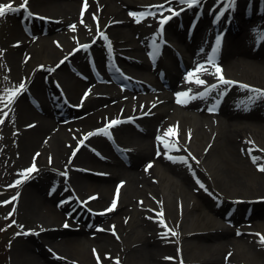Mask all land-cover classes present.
Returning <instances> with one entry per match:
<instances>
[{
  "label": "bare ground",
  "instance_id": "obj_1",
  "mask_svg": "<svg viewBox=\"0 0 264 264\" xmlns=\"http://www.w3.org/2000/svg\"><path fill=\"white\" fill-rule=\"evenodd\" d=\"M6 1L4 4L12 3L13 6L22 3V0ZM78 1L29 0V7H37L38 11L60 18V23L56 26L51 24L48 34L40 36L36 41L23 32L19 22L16 23V13L15 16L7 14L4 19L0 18V40L5 47L10 46L9 51L5 53V59L11 66V74L14 77L8 80L3 76L0 80L3 85L0 91L4 92L9 88L10 92L17 90V79L25 75L27 78L31 76L27 91H43L46 85L41 80L44 78L43 71L46 73V70L38 69L39 65L52 67L63 55L64 58L68 56L75 67L87 73L86 52L81 49L76 53L73 51L75 40L72 42L71 36L76 34L77 39L80 40L77 44H80L83 41H92L100 30L109 34L111 50L117 52L115 56L118 61L132 74L151 77L154 89L148 95L136 93L138 95L132 98L133 94L130 95L115 85L98 83L91 89L93 93L90 103L84 107L87 112L94 110V113H89L81 120L66 126L53 124L54 119L51 117L53 109L47 101L42 104L46 112L42 114L27 113L21 101V106L17 108L19 124H22L25 118L30 119L28 122L38 118L39 122L32 127L26 126V129H21L16 135L6 127L2 129L0 142H6L8 147L5 148L2 144L0 153L7 149L15 151V148L21 151L18 152V158L9 161L5 169L0 165V172L3 174L1 177L18 171L24 173L35 163L37 171L28 174L27 178L18 175L14 182L16 184L17 181H21L24 186L17 200L19 211L35 224L33 229L38 230L39 235L31 233L28 240L24 237L18 239L22 243L17 249L15 248V258L17 257L15 264H93L89 245L97 250H106V252L110 250L109 258H112V261L118 259L119 264H181V262L182 264H243L242 262L250 264L248 261H252V264H264V245H261L260 237L257 235V232H264V223L256 222L255 225L249 226L240 210L243 204L252 205L251 199L264 196V172L258 170V166L264 163V151L252 152L253 156L262 158L256 164L248 154L253 147L264 149V99H256L252 102L250 97L256 94L247 89H240L239 86L238 88L230 86L226 99L213 91L210 95L212 100L219 102L220 99L223 108L218 110L217 117L209 118V112L205 110L201 100L178 106L173 103L177 100L176 97L160 91L162 87L158 77L153 75L158 73L160 68H167L170 84L176 82L178 78L181 79V74L174 71L178 63L177 58L173 54L174 56L167 55L169 62H165L164 59L150 62L148 53L153 57V49L149 39L158 33L155 29L157 22L141 19V22L137 23V17L130 15L126 10L130 6L131 9L138 10L143 4L148 5L145 9L151 7V10L157 9L152 6L161 4L175 11L186 6L177 3V0H171L170 3L166 0H88V9L84 17L88 19V23L82 25L79 17L82 0L80 3ZM203 2L205 3L203 17L206 21H209V15L219 13L223 7L219 0H203ZM258 3L259 0H236L235 10L226 12L225 16L227 18L231 16L232 20L237 21L235 25L239 33L235 29V32L227 37L233 38L235 33L239 35L244 30L256 29L258 21L264 18L258 13ZM192 11L193 9L187 8L179 14L183 15V20H186ZM163 13L165 14L160 16H167L171 12ZM178 21V19L174 20V22ZM72 22L78 23L75 31L70 28ZM85 25L91 26L86 30ZM36 29L42 32L39 27ZM8 32L10 36L7 37ZM50 35L53 39L59 38L61 43L57 45L53 42L49 43ZM93 44L97 60L103 63L108 45L105 46L100 37ZM197 46V43L190 46L193 56L198 59L208 58V53L201 52L196 55L195 52L198 50H194V47ZM236 46L238 48L235 47L234 52L222 55L224 57L221 62L226 69L225 72L222 70L223 76L233 79L237 85L244 84L264 90V50H254V46L250 45V48L245 49L243 42H239ZM250 56H254V60L246 61L245 57ZM100 66L102 67V64ZM152 66H158V69L153 71ZM187 66L185 67L188 68ZM52 73L62 79L64 87L72 97L82 87L92 85L91 79L84 80L77 76L65 61ZM212 76L209 72L205 79ZM216 79L217 75L212 81ZM224 86H222L223 90L229 89L228 85ZM97 92L106 94L98 97ZM23 96L24 94L21 95ZM148 110L152 112L151 117L137 119L146 124L148 140L130 155L129 165L112 152L109 141L103 135L88 136L87 140L83 138L93 126L101 122L106 127L115 118L127 119ZM158 124L162 126L158 128ZM73 127H77L78 130L75 131ZM67 128H70V132H76L75 136L66 131ZM113 128L109 129V132L116 131V136L129 145L130 141L124 137L123 129L126 127ZM169 128L178 130L179 151L173 149L169 152L163 147L165 141L177 139L171 135L164 136ZM15 139L17 143L14 142ZM81 141L84 146H81ZM13 142L15 144H12ZM155 143L160 147L157 148L158 154L154 155ZM33 147L36 148L31 153ZM98 150L101 156L105 155L106 160L100 159L98 154H95ZM168 156L186 157L188 162L173 166L169 164L171 160L167 158ZM49 159L52 161L51 164ZM25 162L27 164L23 166ZM149 164L152 165L151 168H148ZM73 166H85L89 168L88 172L96 176L72 171L70 186L61 197L70 199L64 204L68 210L74 208L79 200H85L90 207L106 212L111 205L110 185L115 177L121 179L119 181L121 183H114L113 186L116 191L119 186L120 191L118 199L117 193L114 195L117 199V207L109 212L104 220V225L109 224V229L100 226L98 229L103 231H99L93 226L79 227L74 231L39 230L46 226L60 225L59 222L64 220L74 224L72 219H68L64 216V212L56 207L58 197L52 198L48 195V190L55 188V184L51 183L59 181L60 171ZM197 180L204 185L203 189L198 187L200 185ZM85 192L89 193L85 194ZM94 194H98V197L90 199ZM236 198H241V202L232 218L225 213L224 208L232 204L234 202L232 199ZM263 207L264 202L255 205L254 217L263 214ZM161 209L168 228L177 232L176 238L180 243L177 248L176 244L171 243L170 233L166 238L162 235L166 229L160 225L157 216ZM226 219H230L233 224L228 225ZM58 235H62V238L57 239ZM44 244L49 246L50 252L44 249ZM153 245H156L157 250ZM200 245L204 251L206 250L205 252L196 250ZM221 248L226 250L224 255L221 254ZM230 251L232 253L227 260L225 254ZM55 253L59 259L54 258ZM206 254L209 255L205 256ZM128 256H131L130 261ZM166 257L172 259H165ZM104 260L107 264V260ZM0 264L7 262L5 259H0Z\"/></svg>",
  "mask_w": 264,
  "mask_h": 264
},
{
  "label": "snow or ice",
  "instance_id": "obj_2",
  "mask_svg": "<svg viewBox=\"0 0 264 264\" xmlns=\"http://www.w3.org/2000/svg\"><path fill=\"white\" fill-rule=\"evenodd\" d=\"M28 2H29V0H22V3L20 4L19 7L13 6L12 3L0 5V18H4L7 14H15V13L24 11L27 14L25 18L26 19H31L34 14L31 13L30 11H28V8H27ZM166 2L170 3L171 0H166ZM202 2H203V0H177V3L182 4V5H186L187 8L199 7V5L202 4ZM219 3L223 4V7L219 11V13L216 14V16H215L216 21H219L222 17H224L226 12H229L230 10L234 11L235 7H236V0H219ZM87 7H88L87 0H85L84 8L86 9ZM152 7L157 8L159 10V12H160V15H163L164 11L171 12V14H172L171 16L164 17L161 20V22H160L159 35H160V37L162 39L163 25L165 23H167V21L169 19H171L172 16L179 15V12L173 10L171 7H165L164 5H157V6H152ZM83 15H84V13L82 11L81 12V23L84 22L83 21ZM130 15H133L134 17H137L136 22L140 23L141 19L144 18L146 15H156V13L152 12V11H148L147 13H139V14L130 13ZM41 19H44V18L41 17ZM93 19H96V17H93ZM70 28L73 31H75L76 26L72 25V26H70ZM101 36L103 37L104 40H108V37L104 36L103 33H101ZM220 46H221V37L217 36V38L215 40V47L212 48V52L207 58V64L206 65H199V66H197V68L193 72H189L188 73L189 82H195L197 85L204 86L206 84V82L203 79H200L197 76L196 79L193 81L191 78L196 76V74L201 73L202 71L203 72H208L209 71V66H211V67L215 68V74H217V79H218L219 83L216 84V85H211L209 87H206L205 91L200 93L198 96H191L189 94V92L179 93V94H177V97H178L177 98V103L186 104L191 99H196V98L203 99L206 96H208L212 91H214L217 88H219L221 85L231 86V85H234L236 83L234 81L226 79L223 76V74H222V69L220 67L216 66V57H217V54L219 52ZM82 47L85 50H87V48L89 46L88 45H84ZM108 47H109V51H111V43L110 42H109ZM77 50H79V49H77ZM159 53H160V45L156 43V39L154 38L153 39V52H152L153 58L158 56ZM61 63H63V61ZM41 67H43V66H41ZM117 71H119V70L117 69ZM239 87H241L242 89H247L248 91L253 92V93L256 94L254 97H250V100L252 102H254L256 99H264V90L255 89V88H252L249 85H244V84L239 85ZM25 91H27L26 84L25 83H21L19 85V88L17 90L13 91L11 93V95L8 97V99L6 101V107H10L15 102V100L18 98V96L23 94V92H25ZM224 94H226V91H222L220 93L221 96H223ZM86 96H87V93H86ZM180 97H187V99H180ZM218 103L219 102H217V105H214L213 107L209 108L208 111L209 112H215L217 107H218ZM154 106L155 105H153V107ZM0 115H3L5 117H7L8 113L4 112L2 109H0ZM3 123H4V120L0 119V124H3ZM120 123H122V121H120V120H112V121H110L108 123V125L106 126V128L101 130L100 134H104V135H109L110 136L109 129H111L112 127H114V126H116V125H118ZM31 126L32 125H30V127ZM96 134H98V133H89V136L96 135ZM169 135H171L173 137H177V139L171 140L170 142L169 141H165L164 144H163V147L169 152L172 151L173 149L176 150V151H179L180 150V146H179V141H178V130H177V128H169L168 131L164 134V136L168 137ZM87 139H88V136H85L84 140H87ZM158 139H163V138L158 137ZM80 143L83 144V141H81ZM253 151H264V149H257L255 147H253V149L248 151V154L251 157L252 162L254 164H256L257 161L261 160L262 158L259 157V156H253L252 155ZM158 152H159V150H158ZM74 155H75V152L73 153V156ZM189 155H191V154H189ZM167 158L170 159V160H173L174 162L178 160L179 162H182L184 164H187V162H188L187 159L184 158V157L174 158L172 156H168ZM192 159H195V158L192 157ZM197 163H198V161H197ZM151 167H152V165L149 164L148 168H151ZM189 167H190V165H189ZM258 170L260 172H264V163H261L258 166ZM35 171H37V169H36L35 163H33L32 167H30L29 169L25 170V172L21 173V175L24 176L25 178H27L28 174H31V173H33ZM65 175H66V173H65ZM19 183H21V181H17L16 182L17 185ZM197 183L200 185L201 188H204V185L202 183H200L199 180H197ZM205 191H207V189H205ZM118 196H119V186L117 188V199H118ZM12 199L15 200L16 197H13ZM90 199H95V197H91ZM117 199L113 200V202L110 205V207L108 209H106V212H112V211H114L116 209V207H117ZM10 202L11 201H5L4 204L10 203ZM82 203L86 204L87 202L85 201V202H82ZM13 211H15V209H13ZM11 215H12V213H9V216H11ZM157 216L159 217L160 225L166 229V231L162 234L163 237L166 238L169 233H171L172 236H176L177 232L175 230H173V229H169L167 224L165 223L162 209H161V211L159 213H157ZM64 227H68V225L65 224ZM98 230L99 231H103V229H98ZM19 234L20 233H18V235ZM24 234L26 235L27 233H24ZM113 234H115L114 228H113ZM237 234L239 235L240 233H237ZM257 235H260V234H257ZM260 243H261V245H264V235L260 236ZM93 251H94V254H95V250H93ZM229 255H231V253H229ZM96 259H97L98 264H100V257H99L98 254L96 255ZM165 259H172V258L166 257ZM116 264H119V260L118 259L116 260ZM181 264H182V262H181Z\"/></svg>",
  "mask_w": 264,
  "mask_h": 264
},
{
  "label": "rangeland",
  "instance_id": "obj_3",
  "mask_svg": "<svg viewBox=\"0 0 264 264\" xmlns=\"http://www.w3.org/2000/svg\"><path fill=\"white\" fill-rule=\"evenodd\" d=\"M6 2H7L6 0H0V5L4 4ZM33 8L38 9L37 7H33ZM77 9H78V4H77L76 12H77ZM76 12H75V15H76ZM4 18H2V19H4ZM6 35H7V37L10 36V32H8ZM36 37H38V36H36ZM52 37H53L52 35L49 36V43L53 42L55 45H57L58 42L61 43V40L59 38L53 39ZM71 37H73V35ZM9 48H10V46L5 47L4 44L0 40V80H1V78H3V76H6V79H8V80L11 78L14 79L13 75L11 74V66L9 65V63H7V61L5 59V53H7L9 51ZM23 78L17 79L18 88H19V85L24 82ZM2 86L3 85L0 83V90H2L1 89ZM82 90H83V88L78 90L77 95L81 94ZM11 93L12 92H10V88L4 92L0 91V109H2L4 112L8 113L7 117L0 115V119L4 120V123L0 124V135H2L1 134L2 129H4L5 127L8 128L9 131L13 135H16V133H19L16 131V129L21 128V126L24 125L28 121L27 119H24L22 124H19V122H18L17 108L19 106H21L18 99H16L15 102L10 107H6V101H7L8 97L11 95ZM14 142L17 143V139H15ZM14 142L12 144H15ZM2 144L5 148L8 147V144L6 142H3V141L0 142V146ZM35 148L36 147H33L31 149V153L34 151ZM1 150H2V147H1ZM13 151L14 150H10V149L8 150L7 149V150L3 151L2 153H0V165L4 169H5V166L10 163L9 161L12 162L18 158V156H17L18 152L21 150L15 148V151L14 152ZM26 164H27V162L23 163V166H25ZM173 166H176V165H173ZM20 173H21V171H18L12 175H9L6 177H1V175H3V174H1V172H0V259H5L7 264H15V260L17 259V257L15 258V251H16L17 247H19V245L22 243L21 241H18V239L22 235H20V234L18 235V233H21V231H23L25 229H29V228L33 229L35 226V224L33 222H31L29 219H27L25 216H23V214H21V212L19 211V208L17 206V200L19 199V197L17 198V195L19 196V192L21 191V189L24 188V186L20 187V190L18 188L14 189L15 188L14 186H9L11 183H14V181L17 179L18 175L19 176L21 175ZM114 183H115V179L112 181V183L110 185L111 192L113 190ZM87 193H89V192H85V194H87ZM13 197H16V199L13 200L12 199ZM5 201H11V202L4 204ZM13 209H15V211H13ZM9 213H12V215L9 216ZM261 218L256 217L254 221H256L257 219L260 220ZM100 220H102V218H100ZM56 227L57 226H55V228ZM57 228H59V225ZM57 237L60 239L62 237V235H58ZM25 239L28 240V236L25 237ZM201 246L202 245H200L196 250L199 252L204 251V249H202ZM153 247H154V245H153ZM232 248H233V246H232ZM155 249H156V247H155ZM89 250L92 253V247L90 245H89ZM229 250H231L230 247H229ZM100 252L103 253V256H105L106 258L109 255L107 256L105 254H107V252L111 253L110 250H107V252H106V250H100ZM225 252H226V250L224 248H221V254L224 255ZM208 255L206 254L205 256H208ZM130 257L128 256L129 261H130ZM248 262L251 263L252 261H248Z\"/></svg>",
  "mask_w": 264,
  "mask_h": 264
}]
</instances>
